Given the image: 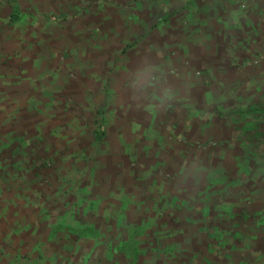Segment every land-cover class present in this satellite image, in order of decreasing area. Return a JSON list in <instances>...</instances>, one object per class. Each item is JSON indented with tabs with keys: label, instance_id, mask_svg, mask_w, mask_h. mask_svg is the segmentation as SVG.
Returning a JSON list of instances; mask_svg holds the SVG:
<instances>
[{
	"label": "rangeland",
	"instance_id": "obj_1",
	"mask_svg": "<svg viewBox=\"0 0 264 264\" xmlns=\"http://www.w3.org/2000/svg\"><path fill=\"white\" fill-rule=\"evenodd\" d=\"M219 1L0 0V264H264V150L215 112L264 105V0Z\"/></svg>",
	"mask_w": 264,
	"mask_h": 264
},
{
	"label": "trees",
	"instance_id": "obj_2",
	"mask_svg": "<svg viewBox=\"0 0 264 264\" xmlns=\"http://www.w3.org/2000/svg\"><path fill=\"white\" fill-rule=\"evenodd\" d=\"M193 1V0H191ZM216 5L218 4V2L221 3V1L219 0H215ZM224 5H226V2H223ZM222 3V4H223ZM219 5V4H218ZM13 6V13L11 14V23L12 24H17L20 23L24 20L25 17L28 16V14H26L25 12L21 11V9H19L18 6L12 4ZM16 6V7H14ZM223 7V6H222ZM226 7V6H224ZM74 18V16H68V15H58V14H53L51 16V19L53 22H62V21H66V20H72ZM238 22L237 24H233L230 28L233 27L232 31H239L240 30H244L245 32V25L244 23L240 20V21H236ZM228 28V29H230ZM250 33V32H249ZM236 40L238 42L239 39V43L237 44V49L238 47H242L241 46V42L242 40H240V38H236L234 36H232L231 40ZM245 41V40H244ZM262 53H260L259 55H261ZM230 112H223L221 110H216L215 112L217 113L218 117H226V118H230L232 117V122L235 121L236 117H239V122L240 123H245L242 127V131H245L248 134H244L245 135V140L244 143L245 144H249L252 145V149H255L256 151L259 150H264V105H262L261 103H253L252 105L247 106L246 108H240L238 110H229ZM106 136V130L105 129H100L97 132V139L99 141H103L105 139ZM239 140H242L239 138ZM245 147V145H244ZM243 149H247L246 147ZM249 161L251 162V164H253V159L251 157H248ZM258 164H255V168L257 169V171H259L260 169H264V163L261 162H257ZM249 165H251L248 162ZM250 169V168H248ZM241 172V171H240ZM211 209L213 210L212 213H209V210L207 211L209 216L212 218H214L213 222L215 223L216 220H218L217 217H223L225 215L228 214V212H224L222 213L220 210H217L218 208H220V206L218 207L216 204H211ZM250 213V212H248ZM261 213V212H260ZM235 217H237V215H239V213H234ZM255 216V217H252ZM257 216H259L258 213L253 214H247L246 212H241L239 217H244L246 219L247 222H249L250 217L255 219ZM247 217V218H246ZM242 218H236L231 219L230 221L232 223H230V226L234 227L235 229H237L240 233V230L244 228V220ZM233 220V221H232ZM257 221H261V220H257ZM251 222V220H250ZM217 223V222H216ZM240 223V224H239ZM213 228V226L211 227V229ZM88 230V231H87ZM89 228L85 229V232H90ZM94 230V229H93ZM84 231V230H83ZM208 236H213L214 239L217 238V234L216 233H209Z\"/></svg>",
	"mask_w": 264,
	"mask_h": 264
},
{
	"label": "crops",
	"instance_id": "obj_3",
	"mask_svg": "<svg viewBox=\"0 0 264 264\" xmlns=\"http://www.w3.org/2000/svg\"><path fill=\"white\" fill-rule=\"evenodd\" d=\"M247 36L249 37V34H247ZM211 41V40H210ZM211 43H213L214 45H216V44H218V45H220L218 42H216L215 40H212L211 41ZM235 49V48H234ZM238 49L240 50V47H238ZM238 49H237V51H238ZM194 51V53L196 54V53H199V56H204V55H202L201 54V52L199 51V52H197V50H193ZM195 56V55H194ZM206 56H221L220 54H210V55H206Z\"/></svg>",
	"mask_w": 264,
	"mask_h": 264
}]
</instances>
